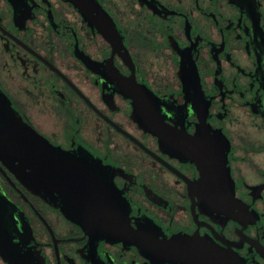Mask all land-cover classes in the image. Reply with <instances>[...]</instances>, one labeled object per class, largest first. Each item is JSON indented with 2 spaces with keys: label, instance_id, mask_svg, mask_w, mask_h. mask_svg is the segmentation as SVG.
I'll return each instance as SVG.
<instances>
[{
  "label": "flooded vegetation",
  "instance_id": "af4514ba",
  "mask_svg": "<svg viewBox=\"0 0 264 264\" xmlns=\"http://www.w3.org/2000/svg\"><path fill=\"white\" fill-rule=\"evenodd\" d=\"M95 1L87 21L0 0V92L101 166L132 233L81 227L0 160V264H264V0Z\"/></svg>",
  "mask_w": 264,
  "mask_h": 264
},
{
  "label": "water",
  "instance_id": "95a60500",
  "mask_svg": "<svg viewBox=\"0 0 264 264\" xmlns=\"http://www.w3.org/2000/svg\"><path fill=\"white\" fill-rule=\"evenodd\" d=\"M64 1L87 21L91 12L99 9L95 0ZM103 24L108 26L107 22ZM0 160L24 186L45 196L81 227L111 238L126 237L131 232L126 215L116 206L112 196L115 192L103 176L101 166L87 152L65 151L48 142L23 122L1 92ZM13 210L14 204L0 186V256L5 261H9L13 247L10 238Z\"/></svg>",
  "mask_w": 264,
  "mask_h": 264
}]
</instances>
